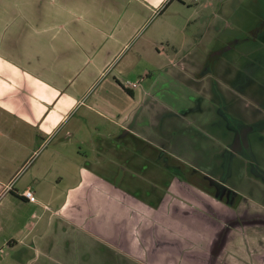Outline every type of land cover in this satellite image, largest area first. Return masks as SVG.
Instances as JSON below:
<instances>
[{
    "label": "crops",
    "instance_id": "obj_1",
    "mask_svg": "<svg viewBox=\"0 0 264 264\" xmlns=\"http://www.w3.org/2000/svg\"><path fill=\"white\" fill-rule=\"evenodd\" d=\"M184 3L0 0V264H264V206L190 176L141 109Z\"/></svg>",
    "mask_w": 264,
    "mask_h": 264
},
{
    "label": "rangeland",
    "instance_id": "obj_2",
    "mask_svg": "<svg viewBox=\"0 0 264 264\" xmlns=\"http://www.w3.org/2000/svg\"><path fill=\"white\" fill-rule=\"evenodd\" d=\"M168 13L166 28L174 44H165L169 51L161 54L150 46L155 83L143 84L148 95L141 109L155 116V139L184 159L190 176L196 170L216 178L240 204L264 206V90L247 86L243 71L250 62L264 63V47L247 40L264 29V0H186ZM259 78L264 79V69ZM232 120L254 129L249 152L229 159L236 138Z\"/></svg>",
    "mask_w": 264,
    "mask_h": 264
},
{
    "label": "flooded vegetation",
    "instance_id": "obj_3",
    "mask_svg": "<svg viewBox=\"0 0 264 264\" xmlns=\"http://www.w3.org/2000/svg\"><path fill=\"white\" fill-rule=\"evenodd\" d=\"M247 40H250L252 43H256L257 47H264V29H262L261 31H256L255 34H252L251 37H249ZM255 45H253L254 47ZM251 53V52H249ZM250 61V59L248 60ZM253 64L249 65L248 70L245 71V69L243 70L245 72V76H246V84L247 86L255 83L257 86L261 87L262 90H264V86L261 85L262 83H264V79L263 78H259L258 80L257 75L259 73L263 72L264 69V63L259 61L256 62H252ZM247 69V67H246ZM250 81V82H249ZM249 82V83H248ZM261 82V83H259ZM253 88V87H252ZM232 126L233 128L236 129V138L234 143H231L229 145V150H228V158L230 159V157H232V155H234L235 153L238 152H243L244 154L247 152H249V148H250V144H249V133L251 131H253L254 127L253 126H247V125H243L242 123H239L238 121H234L232 120Z\"/></svg>",
    "mask_w": 264,
    "mask_h": 264
},
{
    "label": "built area",
    "instance_id": "obj_4",
    "mask_svg": "<svg viewBox=\"0 0 264 264\" xmlns=\"http://www.w3.org/2000/svg\"><path fill=\"white\" fill-rule=\"evenodd\" d=\"M193 1H195V2H198L199 0H193ZM135 85V84H134ZM23 195L25 196V197H27L28 199H30V200H35V194H34V191L32 190V189H27V190H25L24 192H23Z\"/></svg>",
    "mask_w": 264,
    "mask_h": 264
}]
</instances>
